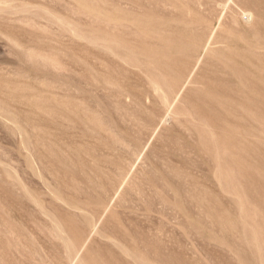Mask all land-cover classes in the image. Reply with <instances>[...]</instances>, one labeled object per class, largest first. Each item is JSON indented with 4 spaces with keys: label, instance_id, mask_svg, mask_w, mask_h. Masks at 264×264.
Returning <instances> with one entry per match:
<instances>
[{
    "label": "rangeland",
    "instance_id": "obj_1",
    "mask_svg": "<svg viewBox=\"0 0 264 264\" xmlns=\"http://www.w3.org/2000/svg\"><path fill=\"white\" fill-rule=\"evenodd\" d=\"M0 264H264V0H0Z\"/></svg>",
    "mask_w": 264,
    "mask_h": 264
}]
</instances>
